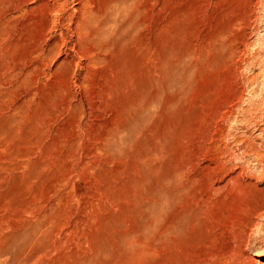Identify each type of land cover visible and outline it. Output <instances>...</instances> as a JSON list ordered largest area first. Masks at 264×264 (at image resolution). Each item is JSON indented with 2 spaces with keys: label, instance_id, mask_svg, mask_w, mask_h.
I'll return each instance as SVG.
<instances>
[{
  "label": "rangeland",
  "instance_id": "obj_1",
  "mask_svg": "<svg viewBox=\"0 0 264 264\" xmlns=\"http://www.w3.org/2000/svg\"><path fill=\"white\" fill-rule=\"evenodd\" d=\"M0 264H264V0H0Z\"/></svg>",
  "mask_w": 264,
  "mask_h": 264
},
{
  "label": "bare ground",
  "instance_id": "obj_2",
  "mask_svg": "<svg viewBox=\"0 0 264 264\" xmlns=\"http://www.w3.org/2000/svg\"><path fill=\"white\" fill-rule=\"evenodd\" d=\"M101 29H102V28H101ZM111 29H112V28H111ZM100 32H101V31H100ZM261 253H262L261 251H254V254H255V255H257V254H261ZM262 254H263V253H262ZM255 255H254V256H255ZM252 258H253V257H251V260H252ZM256 258H257V257H256ZM256 258H255V259H256ZM258 259H259V256H258ZM253 260H254V258H253ZM256 260H257V259H256ZM254 261H255V260H254ZM250 262H251V261H250ZM252 263H253V262H252Z\"/></svg>",
  "mask_w": 264,
  "mask_h": 264
}]
</instances>
